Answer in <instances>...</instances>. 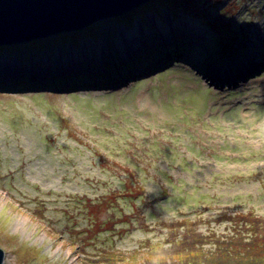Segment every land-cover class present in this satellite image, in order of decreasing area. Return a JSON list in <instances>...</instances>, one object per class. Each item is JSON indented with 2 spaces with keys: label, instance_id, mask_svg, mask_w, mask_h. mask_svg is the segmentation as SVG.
Instances as JSON below:
<instances>
[{
  "label": "rangeland",
  "instance_id": "rangeland-1",
  "mask_svg": "<svg viewBox=\"0 0 264 264\" xmlns=\"http://www.w3.org/2000/svg\"><path fill=\"white\" fill-rule=\"evenodd\" d=\"M141 31L152 45L135 47ZM76 52L80 68L61 71ZM113 191L116 216L132 218L87 239L88 256L165 245L162 218L228 233L227 216L264 217V0H147L0 44L3 264H103L77 242L84 202Z\"/></svg>",
  "mask_w": 264,
  "mask_h": 264
},
{
  "label": "trees",
  "instance_id": "trees-1",
  "mask_svg": "<svg viewBox=\"0 0 264 264\" xmlns=\"http://www.w3.org/2000/svg\"><path fill=\"white\" fill-rule=\"evenodd\" d=\"M236 40L231 42L235 43ZM130 173L132 177L135 176L129 169L128 174ZM126 184L131 188L130 195L138 196V192H143V187L138 182L136 185H132L126 179ZM119 196H121L119 191H113L95 202L87 200L84 202L86 214H89L90 225L82 229V232L87 234L85 233L78 239L77 246L78 251L88 259H93L95 256V262L103 264H115L127 260L129 262L125 264H131L134 260L138 264H264V217H253L250 212L236 213L234 219L227 216L226 218L231 220L229 221L231 229L228 230V233H216L209 227L204 231L199 230V221L202 219L162 218L155 224L165 232L164 244L169 247L165 248L163 245L149 250L145 254L137 251L131 253L130 256H126L121 251L112 250L88 256L85 249L87 239H95L101 232L114 231L116 225L130 222L132 218L130 215L116 216L112 210ZM45 208L44 206L35 207L29 211L32 216L43 219L45 218ZM137 218L141 219L137 216L136 220H138ZM220 220L222 219L218 218L216 221L220 222ZM137 225L141 228L147 227L142 219ZM207 244L210 247L208 250L203 248Z\"/></svg>",
  "mask_w": 264,
  "mask_h": 264
},
{
  "label": "water",
  "instance_id": "water-1",
  "mask_svg": "<svg viewBox=\"0 0 264 264\" xmlns=\"http://www.w3.org/2000/svg\"><path fill=\"white\" fill-rule=\"evenodd\" d=\"M147 0H0V44L83 27ZM4 253L0 249V264Z\"/></svg>",
  "mask_w": 264,
  "mask_h": 264
},
{
  "label": "bare ground",
  "instance_id": "bare-ground-1",
  "mask_svg": "<svg viewBox=\"0 0 264 264\" xmlns=\"http://www.w3.org/2000/svg\"><path fill=\"white\" fill-rule=\"evenodd\" d=\"M172 25L173 24H170V25L167 24V27H165V32H167L168 30L171 31V29H168V28H172L171 27ZM163 26H164V24H161L160 23L159 26H158V30L159 31H161L162 29L164 30V27ZM182 31L185 32L184 29H182ZM147 33H148V31H141V34H140L142 36L141 39H140L141 43H139L135 47H140V46L146 47V46H149V45H152L153 44V41L148 36H146ZM140 35H138V36H140ZM166 42L167 41L163 39V42H161V43L167 45ZM142 47H140V48H142ZM130 52H132V51L130 50ZM76 53L77 54H70V55H68L67 57H65L66 59L65 58L64 59L63 58L60 59V63L63 66V68L61 69V71L62 70H71V69H79L80 68V67L77 66V64L78 65H81V64H79V62H82L83 60H78V59H80V56H83V55L86 56L87 54L80 55L78 52H76ZM83 53H89V54H92L93 53L90 56L87 55V59L84 62L88 61L89 60V57H91V58H92V56L93 57H97V55L102 56V54L99 53L98 49H96V48L91 49L89 52H83Z\"/></svg>",
  "mask_w": 264,
  "mask_h": 264
}]
</instances>
